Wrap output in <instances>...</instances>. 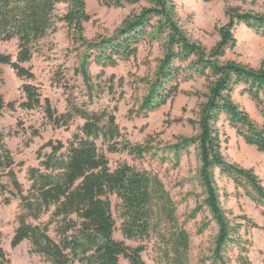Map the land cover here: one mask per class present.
I'll return each instance as SVG.
<instances>
[{"label":"trees","instance_id":"1","mask_svg":"<svg viewBox=\"0 0 264 264\" xmlns=\"http://www.w3.org/2000/svg\"><path fill=\"white\" fill-rule=\"evenodd\" d=\"M102 2L114 8L140 5V9L129 14L112 34L89 40L84 35V24L92 19L87 0H0V40H18L15 59L11 54L0 52V74L1 65H10L18 77L35 80V73L26 64L31 62L40 41L57 31L58 21L65 22L74 32L75 43L85 47L75 73L82 75L90 92L95 87L90 72L92 62L103 69L115 66L136 57L139 46L146 39L162 40L164 55L154 78L148 81V91L138 112L147 114L157 110L179 94L184 63L192 73L208 79V92L198 118L189 120L198 133L177 137L166 150L168 157L172 155L179 164L190 147L197 149L201 161L198 179L205 197L191 216L205 206L218 226L214 263L230 264L226 250L233 245L240 250L239 264H250L249 241L241 234V229L245 227L248 233L261 226L247 216L240 218L244 224L230 218L221 204L215 170L220 168L221 174L232 179L237 188L262 206L264 185L253 169L227 161L224 140L216 125L225 115L238 136L264 153V67L223 61L227 49L237 45L234 31L240 24L264 35V12L230 9L229 21L217 27L220 40L208 49L193 41L181 27L173 0ZM60 4L67 6L62 16L57 14ZM238 87L255 102L262 123L233 100L232 93ZM22 90L25 100L20 106L28 110L43 109L55 127L67 126L76 117L82 118L84 124L82 134L76 133L66 149L63 142L53 140L40 148V167L29 169L31 185L27 191L13 168L15 160L0 126V167L4 168L25 211L18 216L19 225L11 245L16 247L28 240L31 252L42 255L50 264H120L121 257L130 264H148L142 256L145 246H133L126 240L156 237L166 264H192L190 233L180 222L177 205L161 178L127 162L112 168L108 156L99 149L98 139L117 143L122 137L115 114L107 110L90 111L71 98H68L67 111L59 113L49 98H43L37 85L25 82ZM5 108L14 110L16 102H6L0 94V117ZM34 135L39 133L34 132ZM118 145L116 148L111 144L110 151H128L137 157L153 153V146L148 144L133 145L122 141ZM45 148H50L51 152L42 154ZM44 215L48 218L41 221ZM117 218L121 220L123 240L114 236ZM0 264H11L1 245Z\"/></svg>","mask_w":264,"mask_h":264},{"label":"rangeland","instance_id":"2","mask_svg":"<svg viewBox=\"0 0 264 264\" xmlns=\"http://www.w3.org/2000/svg\"><path fill=\"white\" fill-rule=\"evenodd\" d=\"M176 4L177 18L188 36L208 49L220 40L217 27L229 21L230 9L239 11L264 12V0H173ZM66 4H60L57 14L66 12ZM140 5H127L123 8L108 7L102 0H87V10L92 19L86 22L84 35L93 40L100 35H110L121 25L132 12L138 11ZM237 45L227 49L223 61L233 60L253 68L264 67V35L257 33L246 24L235 29ZM73 30L63 21L57 22V31L40 41L30 63L36 75L35 80H25L17 76L10 65H1L0 94L6 102H16V108H5L0 117V126L6 134L5 141L15 160L14 170L25 191L31 185L29 169L40 167L38 151L49 140L61 141L65 149L74 139L76 133L82 134L84 120L74 118L67 126L55 127L50 123L43 109H24L20 103L25 100L22 86L25 82L37 85L43 98H49L52 106L59 113L68 109V98L90 111L107 110L114 113L121 129L122 137L116 141L97 140L99 149L104 152L112 168L119 163L127 162L140 169L157 174L170 191L176 205L180 222L190 233L192 264H215L213 259L218 226L210 211L203 206L195 216L194 209L203 204L204 193L198 179L201 161L197 149L192 146L183 153L179 164L168 157L167 145L174 144L179 136H194L198 129L189 120H196L201 104L205 101L209 81L205 77L192 73L183 64L180 75V92L167 104L149 113L138 112L140 103L148 91V81L154 78L160 59L164 55L163 41L146 39L138 49L136 57L120 61L115 66L103 67L92 62L90 72L95 87L89 91L81 74H76L85 47L75 43ZM18 40H0V52L16 58ZM103 72V73H102ZM233 100L253 119L259 123L263 118L255 102L247 93L238 87L232 93ZM181 119V120H179ZM224 140L223 151L227 161L243 168L253 169L264 185V153L255 146L247 144L237 135L225 115L217 123ZM34 132L39 135L35 136ZM129 141L133 145L153 146V153L137 157L128 151L111 152L109 146ZM64 149V150H65ZM50 148L42 154L50 153ZM0 167V245L8 253L11 264H50L42 255L32 253L28 240L18 246L11 245L15 229L18 227V216L24 213L19 196L8 176ZM216 184L221 197V204L231 219L242 224L241 216H247L258 223L261 228H253L247 233L245 227L241 234L249 241L248 257L250 264H264V206L255 202L245 191L237 188L232 179L215 170ZM116 203V199H114ZM117 216V214H116ZM44 215L41 221H46ZM30 222L33 220L30 219ZM117 230L114 234L123 240L117 218ZM208 224V225H205ZM130 245L143 244L142 256L148 264H166L156 237L150 240H126ZM239 248L231 246L226 250L230 264H239ZM120 264H130L124 257Z\"/></svg>","mask_w":264,"mask_h":264}]
</instances>
